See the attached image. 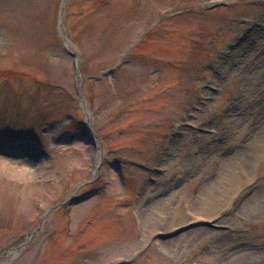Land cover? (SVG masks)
Returning <instances> with one entry per match:
<instances>
[{"label":"rangeland","instance_id":"1","mask_svg":"<svg viewBox=\"0 0 264 264\" xmlns=\"http://www.w3.org/2000/svg\"><path fill=\"white\" fill-rule=\"evenodd\" d=\"M62 2L0 0V264H264V0Z\"/></svg>","mask_w":264,"mask_h":264},{"label":"water","instance_id":"2","mask_svg":"<svg viewBox=\"0 0 264 264\" xmlns=\"http://www.w3.org/2000/svg\"><path fill=\"white\" fill-rule=\"evenodd\" d=\"M66 1L67 0H63L62 5H61V10L63 9V6L65 5ZM79 76H80L79 70H78V68H76V79L79 78ZM92 144L96 145V143H93V142H92Z\"/></svg>","mask_w":264,"mask_h":264}]
</instances>
